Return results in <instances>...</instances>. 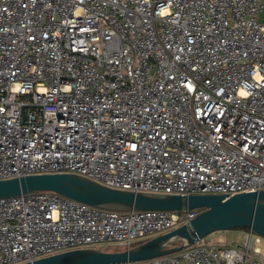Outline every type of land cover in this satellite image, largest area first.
<instances>
[{
	"label": "built area",
	"instance_id": "1",
	"mask_svg": "<svg viewBox=\"0 0 264 264\" xmlns=\"http://www.w3.org/2000/svg\"><path fill=\"white\" fill-rule=\"evenodd\" d=\"M57 171L147 192L264 189V0H0V178ZM198 212L0 198V264L124 248ZM259 242L245 228L242 243L119 264H264Z\"/></svg>",
	"mask_w": 264,
	"mask_h": 264
},
{
	"label": "water",
	"instance_id": "2",
	"mask_svg": "<svg viewBox=\"0 0 264 264\" xmlns=\"http://www.w3.org/2000/svg\"><path fill=\"white\" fill-rule=\"evenodd\" d=\"M50 191L113 211L165 210L199 212L188 222L120 249L76 247L17 264H119L179 251L215 231L250 228L264 239V189L232 195L175 194L106 186L66 171L0 178V198Z\"/></svg>",
	"mask_w": 264,
	"mask_h": 264
},
{
	"label": "rangeland",
	"instance_id": "3",
	"mask_svg": "<svg viewBox=\"0 0 264 264\" xmlns=\"http://www.w3.org/2000/svg\"><path fill=\"white\" fill-rule=\"evenodd\" d=\"M244 228H232L227 230L215 231L210 234H207L204 238L208 242L219 241V238L222 237L226 242L232 243H242L244 241ZM260 246L261 252L264 254V245L262 242L257 243ZM104 249H120L118 246H108Z\"/></svg>",
	"mask_w": 264,
	"mask_h": 264
},
{
	"label": "crops",
	"instance_id": "4",
	"mask_svg": "<svg viewBox=\"0 0 264 264\" xmlns=\"http://www.w3.org/2000/svg\"><path fill=\"white\" fill-rule=\"evenodd\" d=\"M242 230H243V229H242ZM243 232H244V230H243ZM219 240H220V241H224V239H223L222 237H220Z\"/></svg>",
	"mask_w": 264,
	"mask_h": 264
},
{
	"label": "trees",
	"instance_id": "5",
	"mask_svg": "<svg viewBox=\"0 0 264 264\" xmlns=\"http://www.w3.org/2000/svg\"><path fill=\"white\" fill-rule=\"evenodd\" d=\"M236 229H239V228H236ZM245 229V228H244Z\"/></svg>",
	"mask_w": 264,
	"mask_h": 264
}]
</instances>
